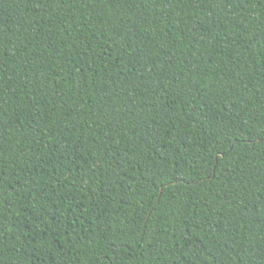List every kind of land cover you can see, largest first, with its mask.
<instances>
[{
    "label": "trees",
    "instance_id": "1",
    "mask_svg": "<svg viewBox=\"0 0 264 264\" xmlns=\"http://www.w3.org/2000/svg\"><path fill=\"white\" fill-rule=\"evenodd\" d=\"M0 264H264V0H0Z\"/></svg>",
    "mask_w": 264,
    "mask_h": 264
}]
</instances>
